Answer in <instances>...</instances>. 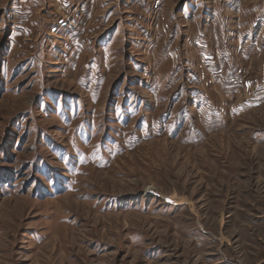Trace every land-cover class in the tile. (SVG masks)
I'll use <instances>...</instances> for the list:
<instances>
[{
    "label": "rangeland",
    "instance_id": "obj_1",
    "mask_svg": "<svg viewBox=\"0 0 264 264\" xmlns=\"http://www.w3.org/2000/svg\"><path fill=\"white\" fill-rule=\"evenodd\" d=\"M0 264H264V0H0Z\"/></svg>",
    "mask_w": 264,
    "mask_h": 264
}]
</instances>
